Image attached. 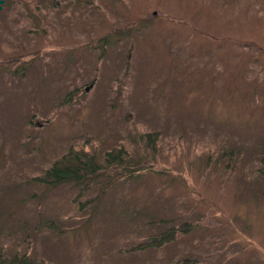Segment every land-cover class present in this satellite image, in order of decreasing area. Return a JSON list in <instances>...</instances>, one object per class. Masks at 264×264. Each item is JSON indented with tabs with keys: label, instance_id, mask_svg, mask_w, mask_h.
Instances as JSON below:
<instances>
[{
	"label": "rangeland",
	"instance_id": "rangeland-1",
	"mask_svg": "<svg viewBox=\"0 0 264 264\" xmlns=\"http://www.w3.org/2000/svg\"><path fill=\"white\" fill-rule=\"evenodd\" d=\"M263 148L264 0H0V264H264Z\"/></svg>",
	"mask_w": 264,
	"mask_h": 264
},
{
	"label": "trees",
	"instance_id": "trees-1",
	"mask_svg": "<svg viewBox=\"0 0 264 264\" xmlns=\"http://www.w3.org/2000/svg\"><path fill=\"white\" fill-rule=\"evenodd\" d=\"M146 139L150 145L154 144L156 140V135H146ZM264 151V148L262 149ZM122 149L114 148L111 152L106 154L107 162L112 164H118L122 160ZM98 168L91 156L85 153L83 150L78 151L73 148H70L66 155H63L57 159L51 170L46 173V177L49 178V181L45 179H35L43 183L59 184L67 181H76L82 182L85 181L88 176L94 175V172ZM44 180V181H42ZM190 228V225L187 223L181 224L177 229L169 228L166 231L151 236L147 242L143 243L140 246H137L138 249L154 248L160 247L164 244H168L174 240L177 233H187ZM187 262V261H183ZM0 263H3L0 254ZM11 264H29L23 257L20 260H16V257L13 259ZM41 264H46L42 262Z\"/></svg>",
	"mask_w": 264,
	"mask_h": 264
},
{
	"label": "water",
	"instance_id": "water-1",
	"mask_svg": "<svg viewBox=\"0 0 264 264\" xmlns=\"http://www.w3.org/2000/svg\"><path fill=\"white\" fill-rule=\"evenodd\" d=\"M90 89V87H86L85 90L88 91Z\"/></svg>",
	"mask_w": 264,
	"mask_h": 264
}]
</instances>
